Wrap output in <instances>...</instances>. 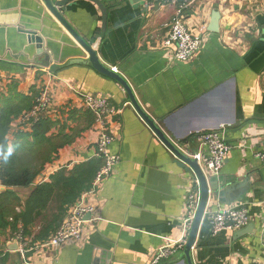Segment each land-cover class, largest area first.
<instances>
[{"label":"crops","instance_id":"crops-1","mask_svg":"<svg viewBox=\"0 0 264 264\" xmlns=\"http://www.w3.org/2000/svg\"><path fill=\"white\" fill-rule=\"evenodd\" d=\"M100 1L107 10L104 31L98 8L87 0L60 12L101 63L127 81L141 108L168 138L192 142L197 133L226 131L230 151L214 181L230 190L222 196L209 193L191 250L193 264H264L259 239L264 160L255 156L264 153V0ZM183 4L185 24L202 44L188 63L175 61L162 47ZM214 13L219 15L215 33L208 30ZM36 38L42 41L41 54L31 40ZM84 54L41 0H0V108L21 101L29 106L11 119L7 147L13 152L21 143L28 149L41 145L34 134L67 140L32 184L23 187V197L1 186L0 194L12 192L25 203L58 172L101 162L96 156L100 127L75 91L106 96L118 110L107 126L112 138L108 152L119 157L112 175L88 197L93 221L85 223L80 243L22 254L15 234L21 232L31 247L40 242L35 237L41 224L25 234L18 221L16 229H0V264H152L158 249L184 235L188 197L195 191L199 195L195 176L144 123L121 86L97 73ZM42 92L46 108L20 124L18 117L25 118ZM187 150L194 152L195 144ZM228 206L247 210L251 233L211 234L207 214Z\"/></svg>","mask_w":264,"mask_h":264},{"label":"built area","instance_id":"built-area-1","mask_svg":"<svg viewBox=\"0 0 264 264\" xmlns=\"http://www.w3.org/2000/svg\"><path fill=\"white\" fill-rule=\"evenodd\" d=\"M167 3H176V0H164ZM185 5H180L173 17L165 38L162 41V47L168 51L170 57L175 61L188 63L201 50V39L195 36L185 24L182 9ZM75 96L83 103L84 108L91 112L95 118L97 126L100 127L98 139L96 141V156L103 161V165L97 171L88 192L83 193L79 199L68 208L58 229L46 240L37 242L31 247L26 246L22 233L17 232L15 237L20 242V252L26 254L33 250H51L57 251L66 243H80L83 239L85 223H91L94 208L89 203L88 197L99 190L102 183L109 178L115 166L119 162L117 155L110 154L108 147L112 138L108 133L107 119L117 114L118 110L110 105L106 96L88 95L79 91L74 92ZM48 104V98L45 92L37 98L33 109L25 115V119H35ZM195 144L196 150L189 152L188 146L191 141L172 143L185 155L194 160L207 182L216 180L224 165V161L230 151V146L226 141V131H211L194 134L191 138ZM258 159L264 160V153L258 152L255 155ZM198 184V183H197ZM199 195L197 191L188 197L187 206L184 213L185 231L182 239L178 242L169 243L158 249L152 264H159L162 261L172 257L181 251L187 240V236L194 219L198 206ZM89 218L86 220V216ZM210 232L212 235L220 233H236L246 228L251 219L244 207L228 206L221 208L213 213L207 214ZM260 242L264 248V226L259 234ZM25 246V247H24ZM28 247V248H26Z\"/></svg>","mask_w":264,"mask_h":264},{"label":"trees","instance_id":"trees-1","mask_svg":"<svg viewBox=\"0 0 264 264\" xmlns=\"http://www.w3.org/2000/svg\"><path fill=\"white\" fill-rule=\"evenodd\" d=\"M28 108L23 101L15 106L0 108V184L8 189L32 184L56 148L67 142L64 137L44 139L41 135L34 134L35 139L38 136L41 145L28 149L21 143L15 145L11 152L6 140L9 124L13 117ZM102 165V160H91L69 172L60 171L51 177L49 183L36 187L25 203L12 192L1 193L0 229L10 225L16 229L15 223L19 221L24 233L28 234L30 227L40 223L35 239L44 241L58 229L68 208L90 190L92 180ZM8 219H12L14 223H9Z\"/></svg>","mask_w":264,"mask_h":264},{"label":"water","instance_id":"water-1","mask_svg":"<svg viewBox=\"0 0 264 264\" xmlns=\"http://www.w3.org/2000/svg\"><path fill=\"white\" fill-rule=\"evenodd\" d=\"M45 5L46 9L51 13V15L59 22V24L69 33V35L74 39L76 44H78L84 51V55L87 56V60L92 66V68L99 74L114 80L117 84L127 94L129 101L137 114L141 117L144 123L149 127V129L154 133V135L161 141V143L174 155L177 163L195 176L197 183L199 185V201L196 209L194 219L192 221L187 240L181 251L173 255L168 261L159 264H193L191 250L195 244L198 228L200 222L205 213V209L209 199V193H217L219 196L224 195L228 192L229 188H223L214 180L207 182L203 173L199 169L197 163L189 158L187 155L182 153L168 138V136L161 130L157 123L141 108L137 102L133 91L127 81L114 69L108 68L101 63L98 58L97 53L90 45H88L67 23V21L61 15L60 9L67 7L77 0H41ZM93 3L99 10L101 14V29L104 31L106 27L107 10L100 0H87ZM219 15L214 13L209 27V31L215 33L217 32V22ZM36 43L37 53L41 54L43 52L42 41L40 38L31 39ZM182 142V141H181ZM220 190V191H219ZM86 219L89 218L87 215ZM251 224H249L245 229L236 232L235 236L241 237L243 235L251 233Z\"/></svg>","mask_w":264,"mask_h":264},{"label":"rangeland","instance_id":"rangeland-1","mask_svg":"<svg viewBox=\"0 0 264 264\" xmlns=\"http://www.w3.org/2000/svg\"><path fill=\"white\" fill-rule=\"evenodd\" d=\"M24 115L22 114L21 116L18 117V120H19V123L20 124H23V122L25 121V118L23 117ZM12 147V146H11ZM0 186L3 188L4 186L0 184ZM8 189V188H7ZM8 190H11L13 192L16 191L15 194H18L19 196H22L23 197V188L22 189H8Z\"/></svg>","mask_w":264,"mask_h":264}]
</instances>
